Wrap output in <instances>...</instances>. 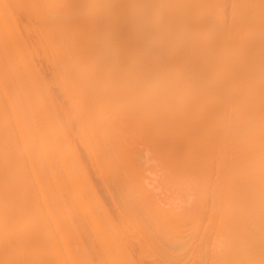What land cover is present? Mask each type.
<instances>
[{
    "label": "bare ground",
    "instance_id": "obj_1",
    "mask_svg": "<svg viewBox=\"0 0 264 264\" xmlns=\"http://www.w3.org/2000/svg\"><path fill=\"white\" fill-rule=\"evenodd\" d=\"M9 1L10 0H0V264L83 263L81 259L85 255L83 256L81 254H84L86 252H83V250L85 249L84 244H82V247H84L82 248V250L78 245L80 243L78 239L76 240L75 236L73 237V231V233H71L73 234L72 237L74 238V240H72L70 243L68 241L73 239H69L68 237V235H70L71 237V234L69 233L71 229L76 231L75 233L77 234V230L73 229V225H70V222H68V216H66V222L69 223L68 225L73 227H69L70 230H65V232L63 228H58V230L60 229L61 232L57 233L55 231L58 230L54 229V226H56V224L53 225L54 221L52 219L55 217L56 212L53 210V212L55 213H52V203L56 196H54V198L52 197V190L53 188H55L56 181L54 177L52 178V167L54 166H52V160L54 159V157H52L54 156V154H52V145H58L59 143L57 144V142H60L61 145H64L61 143V136L60 134L56 133V129L54 128V126L57 125L59 126V128L61 127V131H63L64 129L62 130V126H60L61 124L58 125L59 123H54L58 119H56L54 115L56 112L53 110V112H55L53 113L51 110L55 108L54 105V108L52 106L54 98L53 96H50L51 91L48 90H51V88L53 87V85L51 84L55 83L54 86L56 85V87L54 88L59 89L58 91L60 93L62 92L63 94H68L70 92L68 94L69 97H67L69 99L74 94V92H76L77 89L81 87V82L79 83V81H74V78L78 75L80 78L92 72V66L89 64L91 60L90 52L92 49L91 46L95 44H97V46L100 45L102 48L101 51L98 52L99 57L96 58L94 54L93 56L98 60L99 58L102 59L103 57L105 58V61H108L106 57L110 53V47L108 46L112 44L113 55L110 54L111 56L109 55V58L113 57L114 73L112 74L114 78H112V80H116L114 81L115 85L113 83L112 86V82L109 84L113 88H117V90H115V93L116 91H118L119 94L123 92L122 90V92H119V89H123L124 91L132 90L134 92L142 91L146 92L145 95H142V92L138 93H141L144 99L145 96L151 95L152 93H156V95L157 93L159 94L157 96H153L152 94L150 97H146V99H150L149 102L152 100L151 104L149 103L150 105H152L153 102L155 104L156 102L160 101L161 104L165 106H163V109L165 108L166 111L160 109V112H162L161 114L164 113V116H161V114L158 116V114L160 113L158 112V109L162 107H159V102L158 104H155V107L153 105L151 106L152 108L154 107L155 110L158 106V111H155L157 113V117L160 118L161 116L164 119L160 120L158 118L157 124L153 121L151 122V118H154L155 115L153 114L155 112L152 114L153 110L150 107L151 112L148 111V116L150 117V119L148 116H145L146 118H144L147 119V121L148 119L150 120L147 124H149L150 126V123H153L151 124V127H153L152 130H154L155 128L162 133L161 136V133L158 134L160 138L162 137L159 140L161 143L163 141V138L164 140H166L164 143H167L168 148L167 145L164 144V146L171 152H169L168 155H177L181 158L180 160L178 159L180 163L185 166L180 167L184 170H188L187 172L189 173H191L190 171L194 172L193 176L195 175L196 177H194L196 179L194 178L195 180H193L192 182L196 183V186L200 188L204 186L202 189H205V191L208 187L212 188H210V191L214 190V194L212 196L215 201L212 199L214 201L213 203H216V201H220L217 203H223V201L228 202L227 204L229 205L228 208L225 209L226 214H223L224 217L226 219L228 216L230 218L233 217L231 219L236 223H232L235 225L237 224V226H239V221L237 222L238 219H240V221L243 223L242 228L244 229L243 232L246 234V246H244L245 244L242 237L243 234H241L242 228L240 229L241 233L239 231V235V233H237L236 231L238 227L235 228L236 226L234 227V225H232L231 223V228L229 226L230 224L227 225V227L229 226L227 228V231L230 228V232L231 230L234 232V229H232V227H234L236 231L234 232L235 235L238 234L237 236H239H233L231 235L233 234L231 232V234H229L231 238L230 240L235 242L236 239L240 240L242 237V240H236L240 242V245L243 244L242 246L238 244L243 252L240 249L236 250H240L241 252L239 251V253L241 254L245 253L246 251V256H244L245 260H243L242 258L241 263L242 261H244V264L245 262L246 264H257V262H259L260 264H264V0H25L24 4H21V0H12L13 2H16V7H21V9L23 7L22 11L19 8V10L14 12L11 9L12 5H10ZM78 9L79 11H77ZM80 9H83V13H81ZM25 10H27L33 16L34 22H32V16L25 15L26 17H24V20L31 18V21L28 22V20H30L28 19L26 20V22L22 21L23 23L20 22V20L17 18L18 14L16 15L17 17H15L19 21H17V19L13 16L15 12L20 13V11L25 14ZM76 11L77 14H74V12L76 13ZM78 12L83 14L81 17L87 16L89 19L87 18L86 20L85 18H82L86 21L83 23L82 21H80V17L79 21L80 23H82V25H78L77 23V25L74 26L75 20L77 21L79 18L78 16H80ZM58 13H66V15L55 16ZM21 14L22 13H20V15ZM22 31L25 32L26 35H24L25 33H23ZM27 35L30 36L28 37L29 40L30 38L32 39L31 45L29 44L30 41L28 42L27 40ZM95 49H97V47H95ZM39 51L41 52L40 55H42L40 56V58L38 54ZM94 53L95 55L97 54L96 52ZM35 54V58L36 60L38 59V62L42 57L44 64L46 63L45 65H47V63H50V66L52 67L50 68L52 71V73L50 74V77H52V81L51 78H49L50 80L47 81H51V83H48L46 79H43L44 77H42L40 73L36 74V72H39L40 68L37 71L34 70L38 68L33 67L36 64V61L35 64L32 63ZM45 60L47 62H45ZM104 60L103 62H105ZM103 62V65H100V67L105 66V63ZM93 66L94 69H92L95 70V65ZM100 67H98V69H101V71L106 69L105 67H103L105 69H102ZM108 71H106L107 76L108 73L110 76L112 70H110L111 72ZM93 74L94 73H92L91 75ZM96 74V77L94 75L93 77L98 80ZM101 75L102 72L100 74V77ZM103 75L105 76V73ZM104 76L102 77V80H108L107 76L106 79L104 78ZM88 78L89 76L86 77V80ZM86 80L85 83L83 82L85 86L88 84L86 82H89L90 79L89 81ZM46 82L51 85V88ZM93 82L92 85L94 84V86H92V88L101 86L99 83L96 84V82L98 81H95L94 83ZM89 84H91V82ZM95 84L98 86H96ZM109 84L105 85L106 88L109 86ZM102 85L105 88L103 83ZM46 86L48 87V89ZM85 86L83 88L81 87L80 89L83 91H88L87 88H89L90 90L91 87H87L88 85L86 87ZM103 87L101 86L102 89ZM69 88L71 91H69ZM73 88H76V91L71 93ZM47 91L48 96L53 101L49 97H43V93L47 94ZM78 93L74 95L77 96ZM147 93L149 94L147 95ZM74 95L71 98H74ZM139 95H137L138 98ZM80 97L81 96H79L78 98ZM85 97L83 95V98L78 99V102L76 104L72 101L71 98L69 99V101L71 100V102H73L76 106H78V104H80L79 102L81 101V104L79 105V108H81L88 102V98L84 99ZM82 99L84 100L82 101ZM93 99H95V97ZM128 99L130 100V98ZM144 99L143 101L146 100ZM92 100L90 98L89 101H91V103L93 104V102H96L98 98L97 100L95 99L96 101L93 100L92 102ZM136 100L138 99L136 98ZM91 103L90 105H92ZM119 104H121V102ZM133 104L135 105V103ZM127 105L129 104L127 103L126 107ZM95 106L96 105H94V108ZM135 106H131L132 109H134ZM85 107L87 108V106ZM105 107L106 104H104V108ZM129 107L127 109H129ZM82 111L85 110L83 109ZM52 113L54 115L55 121H52L54 120L52 117ZM129 113L130 115L132 114L131 112ZM135 113L136 112H134V114ZM138 113L140 114V112ZM144 114L145 113H142L141 116L143 117ZM127 115L129 116V114ZM157 117L155 116L154 121ZM137 118H139V115ZM137 118L135 119L137 120ZM124 119H127V117H124ZM141 120V122H144L143 118ZM159 120L162 123L161 126L163 127L164 125V128L159 125ZM164 120L165 123L162 122ZM98 124L95 126H98ZM154 124H156V126H160L161 128L154 127ZM100 126L102 125H99L98 127ZM36 127H39V131ZM23 128H27L26 132ZM33 129L37 130L38 132L35 131L34 133ZM104 129L106 128L100 130L102 133L97 130L101 135H103L102 138H100L101 135L98 132L97 135L99 137L95 136L96 134L95 132L93 133L92 130L91 133H93L95 139H100L99 141L104 142V140L106 139V136L103 134ZM53 130L55 132H52ZM157 130L156 133H158ZM104 131L105 133L108 132L106 130ZM133 131L135 130H132V132ZM24 132L26 133V135ZM67 132H70V130ZM144 132L142 130V133ZM52 133H54L53 135L56 134L58 136L56 137L55 135L54 137ZM145 133L144 135L140 133V135L146 136ZM119 134H121L120 131ZM127 134L128 133H126L125 135L128 136ZM152 134L153 132H151V135ZM63 135L62 136L65 138V134ZM147 135L151 136L150 132ZM90 136L92 137V134ZM90 136H88V138ZM24 137L28 138V140L30 139L29 144ZM125 137L121 138L123 139ZM128 137L130 138V136ZM132 137L133 136H131V138ZM154 137L155 136L153 135L152 138L154 139ZM52 138H54L55 141ZM56 138H59L61 141ZM103 138L104 140H102ZM152 138L147 137L146 139H148V141H152ZM109 139L110 138L106 140L108 141ZM133 139L134 137L132 138V141H134ZM138 139L139 142L142 141L141 138ZM89 140H91V138ZM63 142L66 143L67 141L63 139ZM99 143L100 142H98V145ZM61 145L59 147V150L57 146L58 151H56L58 152V155H62V150H64V154L67 153L66 149H62ZM105 145L103 147L107 146ZM65 146H67V144H65L63 147ZM114 146L116 147L117 145H113V148ZM110 147H112V145ZM129 148L132 149L133 147L131 148L130 146ZM153 148L155 150V146H153ZM107 149L111 148H109L108 146ZM111 150L114 151V149ZM101 151L102 154H104L103 149ZM130 151L132 152L133 150ZM110 152L113 153L112 151ZM158 152H160V150H158ZM96 153L99 154L98 152ZM128 153L130 154V152ZM133 153L135 155V152ZM93 154L92 157H97V154H94V156ZM107 154L105 159L107 158ZM118 154L119 152L117 153V155ZM121 154L123 153L121 152ZM154 154H158L157 151ZM73 155L71 154L72 157ZM108 155V157L110 158V154ZM131 155L132 153L130 154V157L129 155L127 156L126 160H128L129 157L128 162L134 161V159L132 160ZM66 158H61L60 160L57 158V160L62 162L63 165ZM109 158H107V160H109ZM76 160L77 159H75V161ZM101 160L104 161L103 158H101ZM115 160H117V158ZM169 160H167L168 163H170ZM59 161L58 164L60 165L61 163H59ZM68 161L69 159L67 160V162ZM172 161L171 162L174 164L177 163L174 162V160ZM111 162H114V160ZM69 163L70 162H68V164ZM71 163L72 165H74L73 161ZM114 163H117V161ZM126 164L129 163H127L126 161ZM76 165L78 166L77 162ZM123 165H125V163ZM134 165L135 164H133L132 166ZM75 166L74 169L76 168ZM112 166H114V164H112ZM130 167L131 166H129L128 169H130ZM169 167L170 169H172L171 164ZM176 167L179 170V165H176ZM186 167H188L189 169H187ZM69 168L68 170L66 168L67 172H70L71 169L69 170ZM79 169L81 170V168ZM79 169L77 168L76 171L78 170L77 172H79ZM177 169H175V171ZM56 171L59 174L58 170ZM72 172H74V174H76L77 176V172L73 171V169L71 171V174ZM182 173L184 174L183 171ZM189 173L188 177L182 174V176H184L185 178H182L184 179L183 183L185 182V186H188V183H190L191 187L195 188L196 186H192L195 184H191L192 182H188V180L192 178V174ZM189 175H191V177H189ZM60 179L61 178H59L58 180L56 179L58 181L57 183L64 182V179ZM69 181L71 182V180ZM75 181H77V178H75ZM86 181L87 179H85V182ZM111 181L113 180L111 179ZM52 183L54 187L52 186ZM62 183L59 185L57 184L59 188L61 186H64L65 182L63 184ZM65 184L69 183L66 182ZM78 184H80V182ZM81 184L80 186L83 187L82 190H86V187L84 188V185H89L88 182L86 184L84 182H81ZM71 186L73 187L74 185L72 184ZM66 187L68 186L66 185ZM120 187H122V185ZM200 188H197L199 191V195L201 194ZM55 189H57V187ZM70 191L72 192V190ZM121 191L123 192V190ZM78 192L80 191L78 190ZM65 193L63 192V194ZM84 193L85 192H83V195L85 197L86 194H88V191L86 194ZM209 194L212 193L209 192ZM77 195L74 194V197ZM202 195H205L206 197V193ZM79 196H82L81 193ZM79 196H77L78 200H80ZM84 197H82V199H85ZM198 199L200 200V198ZM62 201L63 200L61 199V203L65 204V206L69 205L66 204L67 201L64 203ZM55 202L56 200L54 201V203ZM57 202L55 203L56 206H58ZM83 203L84 202L81 203V207ZM224 204L225 203H223V206ZM65 206L60 205L58 207L63 208ZM91 206H94V203ZM220 208L221 205L219 209ZM62 211L64 212V210ZM66 211L68 212V210ZM214 211L216 210L214 209ZM63 212L59 211L58 213H60L59 215H61V213ZM169 213L170 211L168 212V214ZM176 213L177 212H175V214ZM219 213L217 214V216L219 215ZM52 214H55L53 215L54 217H52ZM91 215L94 214L92 213ZM98 215L100 216L101 214ZM234 217L238 219L235 221L236 218ZM230 218L228 220H230ZM73 222L74 221L72 220V224H75ZM66 224L67 223H65V226ZM52 225L54 228L52 227ZM74 226L77 228L76 225ZM52 228L55 231H53ZM66 228L68 227L66 226ZM77 236L79 235H76V237ZM114 236L112 238H114ZM101 237L103 236L100 235V238ZM77 238H80L81 241L83 240L81 239L83 238V236H79ZM76 241H78L77 244L75 243ZM115 242L117 244V240ZM224 242L225 241L221 242L222 248L226 243H228V245H225L226 249H228V247H231L229 243L232 242H230L229 240L226 243ZM72 243L74 246L78 245L79 247H76L79 250L81 249L83 253L76 252V255H74L75 253L72 250L73 247L71 248L72 245H69ZM236 246H233L234 249L233 247L231 248L233 249V251L231 252L238 253L237 251H235ZM231 249H229V252ZM220 252L221 251H219V253ZM253 254L254 257L256 255V259H258L259 261L257 260L256 262L255 258L252 257ZM219 255L221 256V253ZM243 255L241 256L243 257ZM75 256L78 258H76ZM74 257L76 258V260L78 259L77 262ZM251 257L254 260L253 262L249 261L250 259H252ZM220 258L222 259V257ZM122 260H124V258ZM129 260L128 262H130ZM227 261H225L224 264H227ZM247 261H249V263H247ZM237 262L238 261L236 260V264Z\"/></svg>",
    "mask_w": 264,
    "mask_h": 264
},
{
    "label": "rangeland",
    "instance_id": "obj_2",
    "mask_svg": "<svg viewBox=\"0 0 264 264\" xmlns=\"http://www.w3.org/2000/svg\"><path fill=\"white\" fill-rule=\"evenodd\" d=\"M70 1V0H69ZM24 2H25V0L24 1H22L21 0V4H24ZM9 3H10V5H12L11 6V9H12V11L14 12V11H17V10H19V8L21 9V7H16L15 6V4H16V2H13L12 0H10L9 1ZM25 9V8H24ZM23 10V7H22V9H21V11ZM20 11V13H22L21 15H20V13L18 12H15L14 14H13V16L15 17L17 14V18L20 20V22H26V20H28V19H30V20H28V22L29 21H31V18H33V16L27 11V10H25V14L23 13V12H21ZM77 11H79V9L77 10ZM77 11H76V13L74 12V14H77ZM80 11H81V13H83V9L81 10L80 9ZM79 13V15L80 16H78L79 18H78V20L76 21L75 20V25L74 26H76L77 25V23H78V25H82V23H80V21H82L83 23L84 22H86L85 20H83L82 18H85L86 20H87V16H85V17H81L83 14H81L80 12H78ZM67 14H68V12H67ZM28 15V16H32L31 18H28V19H25L24 20V17H26V16ZM61 16V15H66V13H64V14H61V13H58V14H56L55 16ZM15 17V18H16ZM80 17H81V20L79 21V19H80ZM16 18V19H17ZM92 18V17H91ZM17 19V21H19ZM23 19V20H22ZM76 19H77V17H76ZM89 19V18H88ZM79 21V22H78ZM19 22V23H20ZM22 22V23H23ZM32 22H34V18L32 19ZM22 23H20V24H22ZM23 25V24H22ZM23 32V31H22ZM23 33H25V32H23ZM24 35H26V33L24 34ZM28 37H30L29 35H27V38ZM28 40V42H29V44L31 45V41H32V39L30 38V40H29V38L27 39ZM92 47V49H91V52H90V58H91V60H90V65L92 66V68L94 67L93 65H95V68L97 69H95V70H93L92 68H91V70H92V72L90 73V74H88V75H86V76H83V77H80L79 78V75L77 76V77H75L74 78V81H79V83L81 84L80 86L83 88L84 86H85V80H86V77H88L89 76V78L86 80V81H89V79H90V81L89 82H86V83H88L86 86L87 87H91L92 88V86H94V84L92 85V82L94 81H98V82H96V84L97 83H99L102 87H103V85H102V83L104 84V86L105 85H108L109 83H111V85L113 86V83H114V81L116 80H112V78H114V76H113V74L112 73H114V67H113V57H111V58H109L111 55L110 54H112L113 55V50H112V44H110V46H108V47H110L109 49H107V50H109V55L106 57V59H108V61H105L104 59L105 58H103L102 57V59L101 58H99V60L98 59H96L97 57H99V53L98 52H100L101 51V46L100 45H98L97 46V44H95V45H93V46H91ZM95 47H97V49H95ZM98 47H100V48H98ZM107 47V48H108ZM95 50V51H94ZM94 52H96L97 54L95 55V53ZM34 54V53H33ZM39 58H40V56H42V55H40L41 54V52L39 51ZM93 54H94V56L96 57H94L93 56ZM34 56V55H33ZM36 54H35V56H34V59L32 60V63H34L35 64V61H36V64L33 66V67H35V68H37V69H34V70H38L39 68V72H36V74L38 73H40L41 75H42V77H44L43 79H46V81L47 80H50L49 78H51V81H52V77H50V74L52 73V71H51V69L50 68H52L51 66H50V63H47V65H45L44 64V62H43V59H42V57H41V59H39L40 61L38 62V59L36 60ZM38 58V57H37ZM93 58V59H92ZM95 58V59H94ZM112 61H111V60ZM94 60H96V61H94ZM103 60L105 61V62H103ZM41 61H42V63H41ZM99 61V62H98ZM45 62H47L46 60H45ZM96 63V64H94V63ZM102 62L103 63H105L104 65L105 66H101L100 67V65H103L102 64ZM39 63V64H38ZM93 65H92V64ZM98 64V65H97ZM89 65V66H90ZM106 65H108V66H106ZM49 66V67H48ZM96 66H98V67H100V68H102V69H105V70H103V71H101V69H98V67H96ZM45 67H46V69H45ZM103 67H105V68H103ZM109 67V68H108ZM49 69V70H48ZM110 71V70H112V72L110 73V76H109V73H108V76H107V72L106 71H108V70ZM51 71V72H50ZM94 71V72H93ZM108 71V72H109ZM101 72H102V75H101V77H100V74H101ZM92 73H94L93 75L95 76V74L97 75V79L98 80H96V76L95 77H93V75H91ZM105 73V76L103 75ZM80 74V73H79ZM41 75H40V78H41ZM90 75H91V77H90ZM112 75V76H111ZM104 76V78L106 79V76H107V79L108 80H102V77ZM93 77V78H92ZM101 79H100V78ZM79 78V79H78ZM82 78V79H81ZM91 78H92V80H91ZM84 79V80H83ZM100 80V81H99ZM110 80V81H109ZM51 81L50 82H48V83H51ZM108 83H107V82ZM46 82V83H47ZM84 82V83H83ZM91 82V84H89ZM93 82V83H94ZM45 83V84H46ZM47 83V84H48ZM83 83V84H82ZM106 83V84H105ZM46 84V85H47ZM54 84L55 83H52L51 85H53V87L51 88V85L50 84H48L49 86H50V88H51V90H48V91H51L50 92V96L52 97L53 96V98H54V102L56 103V105H55V103L54 102H52L53 104H52V106L54 105L55 106V108H54V106H53V108L54 109H51L52 110V112H53V110L56 112H53V113H55L54 115H55V117H56V119H58V120H56L55 121V118H54V115H53V113H52V117H53V119L54 120H52V121H55L54 123H59L58 125H60V126H62V130L64 131H61V127L59 128V126H54V128L56 129L55 131H56V133L57 134H60V136H61V140L59 139V138H56V139H58V140H60L61 141V143L62 144H67V146H65V147H63L64 145H61L60 144V142H57V144L59 143L60 145H61V147H62V149L64 148V149H66V154H64V150H62V155H58L57 153V151L60 149L59 147H60V145L58 144V145H52V154H54V156H52V157H54V159L52 160L53 162H52V166L54 167H52V171L54 172H52V178L54 177L55 178V183H56V185H55V188L57 187V189H60V190H57V189H55V188H53L54 187V185H53V183H52V188H53V190H52V194H53V198H54V196H56V198H54V200H53V203H54V201L56 200V202L57 201H59V202H57V204H58V206H65V204H62L61 203V199L63 200L62 202L64 203V202H66V204H69V205H67L68 206V208H67V206H65V207H58V206H56L55 205V203L53 204L52 203V213H55V214H52V217H54L53 215H55V219L53 218L52 220L54 221V224H53V221H52V224L53 225H55L56 224V226H54L53 227V225H52V227L55 229V230H58V228H63L64 229V231L66 230H70L69 229V227L71 228L72 226H70V225H73V229H76L77 230V234L75 233L76 231H74V230H70V234H71V237H70V235H68V237H69V239H71V238H73L74 236H75V239L77 240L78 239V241L80 242L78 245L81 247V249L82 248H84L85 247V249L83 250V252H85L84 254H81V255H85L84 257H82V259H81V256H80V259H81V261H83V263L82 264H84V262H85V264H224L225 263V261H227L228 259V263L229 264H236V260L238 261L237 262V264H240L241 263V260H242V258H243V260H245L244 259V256H246V251H245V249H244V251H245V253H239V251L241 250L242 252H243V250L240 248V246H242L243 244H241L240 245V242H238V241H240V240H242V237H243V242H244V246H246V234L243 232V228H242V226H243V223L240 221V219H238V218H236V217H238V216H236V217H234V218H236L235 219V221L237 220V222H238V225L239 226H237V224L235 225V224H233L232 222H234V221H232V219L231 218H233V217H227V219L224 217V215L226 214L225 213V209H227L228 208V205L229 204H227L228 202H224L223 200H221V201H223V203H225L224 204V206H223V203L221 202V203H217V202H220V201H216V203H213L215 200H214V198H213V194H214V190H211L210 191V188L208 187V186H206V187H208V188H206L207 190L205 191V189L203 190L202 188L204 187V186H202V188H200V187H198V186H196L197 184L196 183H194V182H192L193 180H195L196 178V176L194 177L193 176V174H194V172L193 171H190L191 173H189V172H187L188 170H184V169H182L180 166H182V167H185L182 163H180V157H178L177 155H175V154H169L168 155V153L170 152L169 150H167V148H168V145H167V143L165 144L164 142L166 141V140H164V138H163V141H162V143L160 142V140L159 139H161L159 136H158V134H160L161 132H159V130H157V129H155L154 128V130H152V128L153 127H151L152 125L151 124H153V123H150V126H149V124H147L148 123V121H150L149 119H150V117L148 116V113L149 112H151V109H150V107L153 105L154 107H155V104H158V102L160 103V105H159V107H161V108H159L158 109V106H157V109L159 110H155L154 109V107L152 108V110H153V112H152V114L156 111H158V112H160L161 110H164V111H166L165 110V108L163 109V104H161V102L160 101H158V102H156L155 104H154V102L152 103V105H150L151 104V101L149 102V100H147L146 99V97H150L152 94H153V96H157V95H159L158 93H157V95H156V93H152L151 95H148L149 93H147V95L148 96H145V99H144V97L142 96V95H145V93L146 92H142V91H138V92H142V95H141V93H138V92H136V94H135V92L134 91H130V90H125L126 91V93H125V91L123 90V89H119L120 91L119 92H122V93H118V91H116V93H115V90H117V88H113L110 84H109V86L106 88V86H105V88L103 87V89L101 88V86H98V85H96V86H98V87H94V88H90V90H89V88H87L88 89V91L87 90H81L80 88V90L79 89H77V91H76V88H73L72 89V92L71 93H73L74 91H76V92H74V94H76V93H78L79 94V96H81L80 98H83V95H84V97L85 96H87V97H85L84 99H87L88 98V105H87V103L86 104H84L85 106H87V108L85 107V106H82L81 108H79V105L81 104V101L79 102L80 104H78V106H76L75 104L78 102V99H80V98H78L79 96H78V94H77V96L76 95H74V98H71V97H73V95L70 97L71 99H72V101L75 103H73V102H71V100L69 101V99L67 98V97H69V93L67 94V93H60L58 90L59 89H57V88H54V87H56V85L54 86ZM47 85V86H48ZM83 85V86H82ZM114 85H115V83H114ZM46 86V87H47ZM48 86V87H49ZM85 86V87H86ZM48 87H47V89H48ZM75 89V90H74ZM85 89V88H84ZM102 89V90H101ZM102 92H101V91ZM114 90V91H113ZM122 90V91H121ZM48 91H47V94L46 93H43V97L44 96H46V98H48L49 96H48ZM69 91H71L70 90V88H69ZM110 91V92H109ZM55 92V93H54ZM105 92V93H104ZM113 92V93H112ZM134 92V93H133ZM138 93V94H137ZM151 93V92H150ZM66 94V95H65ZM114 94V95H113ZM141 96H140V95ZM155 94V95H154ZM68 95V96H67ZM71 95V94H70ZM98 95V96H97ZM112 95V96H111ZM137 95H139V98L140 97H142V98H138L137 97ZM59 96V97H58ZM61 96V97H60ZM76 96V97H75ZM108 96V97H107ZM124 97V98H122V97ZM95 97V99L97 100V98H98V100L96 101L95 99H93ZM100 97H101V99H100ZM110 97V98H109ZM112 97V98H111ZM127 97V98H126ZM50 98V97H49ZM90 98H91V100L93 99V100H95L96 102H93V100H92V102H93V104L91 103V101H89L90 100ZM108 98V99H107ZM114 98V99H113ZM128 98H130V100L128 99ZM136 98L138 99V100H136ZM51 99V98H50ZM84 99H82V101L84 100ZM123 99V100H122ZM125 99H127V100H125ZM143 99L145 100V101H143ZM49 100V99H48ZM52 100V99H51ZM110 100V101H109ZM121 100V101H120ZM142 100V101H141ZM53 101V100H52ZM85 101H84V103H85ZM117 101H118V103H117ZM128 101H130V102H128ZM134 101V102H133ZM121 102V104H119ZM125 102H127L129 105H130V107H129V105H127V107H126V104L127 103H125ZM48 103V102H47ZM90 103L92 104V105H90ZM96 103V104H95ZM123 103H125V104H123ZM133 103H135V105L133 104ZM150 103V104H149ZM73 104H74V106H73ZM104 104H106V107L104 108ZM109 104V105H108ZM71 105H72V108H71ZM94 105H96L95 106V108H94ZM103 105V106H102ZM108 105V106H107ZM119 105V106H118ZM122 105V106H121ZM131 106H135L134 107V109H132V107ZM123 107V108H122ZM129 107V109H127ZM165 107V106H164ZM58 108V109H57ZM104 108V109H103ZM146 108H148V109H146ZM79 109V110H78ZM81 109V110H80ZM85 110V111H82V110ZM96 109V110H95ZM126 109V110H125ZM131 109H132V111H131ZM161 109V110H160ZM50 110V111H51ZM142 110V111H141ZM127 111V112H126ZM140 112V114L138 113V112ZM146 111V112H145ZM149 111V112H148ZM163 111V112H164ZM129 112H131L132 114L130 115V113ZM134 112H136L135 114H134ZM145 113L144 115H143V117L141 116L142 115V113ZM154 113L153 115H155L156 117H157V113ZM123 113V114H122ZM138 113V114H137ZM162 112H160L159 114H158V116L161 114ZM127 114H129V116L127 115ZM147 114V115H146ZM164 114V113H163ZM163 114H161V116H164ZM41 115V114H40ZM84 115V116H83ZM135 115V116H134ZM138 115H139V118H137L138 117ZM80 116V117H79ZM88 118H87V117ZM97 116V117H96ZM104 116V117H103ZM110 116V117H109ZM114 118V120H113V118ZM121 116V117H120ZM148 116L149 117V119H148V121H147V119H144V118H146V117ZM155 116H154V118H155ZM160 116V118L159 117H157L156 118V120L154 121V118H153V120H152V118H151V122L153 121L154 123H156L157 124V122H158V118L161 120V119H164L163 117H161ZM119 117V118H118ZM124 117H127V119H124ZM128 117H129V119H128ZM134 117V118H133ZM72 118V119H71ZM77 118V119H76ZM135 118H137V120L135 119ZM143 118V121L144 122H146V123H144V122H141L142 119ZM92 119H93V121H92ZM117 119V120H116ZM120 119V120H119ZM90 120V121H89ZM113 120V121H112ZM146 120V121H145ZM160 120H159V122H160ZM58 121V122H57ZM88 122V124H87V122ZM121 121H124V122H121ZM67 122V123H66ZM76 122V123H75ZM130 122V123H129ZM162 122H164L165 123V120L164 121H162ZM80 123V124H79ZM85 123V124H84ZM95 123V124H94ZM98 123H101V124H98ZM142 123H143V126H142ZM163 123V124H164ZM67 124V125H66ZM91 124V125H90ZM98 124V126L99 125H102V126H100V127H98V126H95V125H97ZM156 124H154L155 126L154 127H160L161 126V122H160V126H156ZM52 125H53V122H52ZM55 125V124H54ZM64 125V126H63ZM81 125V126H80ZM92 125H94V126H92ZM112 127H111V126ZM114 125V126H113ZM133 127H132V126ZM148 125V126H147ZM25 126V125H24ZM34 126H36V125H34ZM77 126V127H76ZM84 126V127H83ZM92 126V127H91ZM109 126V127H108ZM123 126V127H122ZM139 128H138V127ZM144 126H145V129H144ZM53 127V126H52ZM143 127V128H142ZM162 127V126H161ZM160 127V128H161ZM37 128V130L39 129V127H36ZM36 128H34V129H36ZM53 128V129H54ZM80 128V129H79ZM103 128H106V129H104V130H106V131H108V132H106L105 133V131L103 130V134L106 136L105 138L106 139H108V138H110L108 141L105 139L104 140V138L102 139V140H104V142H101V141H99V140H97V139H95V136H97V137H99L97 134L99 133V131L100 130H102ZM122 128V129H121ZM125 128V129H124ZM136 128V129H135ZM162 128H164V125H163V127ZM24 129V128H23ZM33 129V130H34ZM110 130V132H109V130ZM137 129H139V130H137ZM147 129H149V130H147ZM26 130H27V128L26 129H24V131L26 132ZM37 130H34V133H35V131L36 132H38ZM70 130V132H67V131H69ZM84 130V131H83ZM91 130H92V132L94 133L95 132V136H93V133H91ZM97 130H99V131H97ZM127 130V131H126ZM132 130H135V131H133L132 132ZM142 130H143V132H144V130H145V132H147V133H145L146 134V136H141L140 135V133L141 134H143L144 135V133H142ZM156 130L158 131V133H156ZM161 130V129H160ZM54 130L52 131V132H55ZM79 131V132H78ZM113 131H115V132H113ZM119 131H120V133L122 134V133H124V134H119ZM137 131V132H136ZM162 131V130H161ZM24 132V133H25ZM59 132V133H58ZM75 132V133H74ZM98 132V133H97ZM101 132V131H100ZM134 132H135V134H134ZM149 132H150V135H151V132H153V134L151 135V136H149V135H147V134H149ZM163 132V131H162ZM39 133H41V132H39ZM88 133V134H87ZM102 133V132H101ZM108 133V134H107ZM126 133H128L127 135L128 136H130V138H131V136H133L134 137V141H132V138H131V140H130V138L128 137V136H126L125 134ZM29 134V133H28ZM27 134V135H28ZM38 134V133H37ZM54 133H52V135H53ZM63 134H65V138L63 137L64 135ZM92 134V137L90 136ZM100 134V133H99ZM116 134V135H115ZM25 135H26V133H25ZM39 135V134H38ZM56 135V134H55ZM55 135H53L54 137H55ZM63 135V136H62ZM82 135V136H81ZM84 135V136H83ZM101 135V134H100ZM118 135V136H117ZM121 137H125V138H121ZM155 136L154 137V139L152 138V136ZM162 135V133L160 134V136ZM58 135H56V137H57ZM88 136H90L89 138H88ZM102 136L103 135H101V137L100 138H102ZM25 137H27V136H25ZM24 137V138H25ZM35 137H36V134H35ZM38 137V136H37ZM63 137V138H62ZM78 137V138H77ZM87 139H86V138ZM96 137V138H97ZM147 137H149V138H152L151 140L152 141H148V139H146ZM159 137V138H158ZM30 138V137H29ZM84 138V139H83ZM91 138V140H89ZM112 138V139H111ZM138 138H141V140L142 141H140L139 142V139ZM26 139V141L28 142V144L30 143V139L28 140V138H25ZM53 140H54V138H52ZM63 139L65 140V141H67L66 143H64L63 142ZM136 139H138V140H136ZM57 140V141H58ZM55 141V140H54ZM54 141H53V143H54ZM80 141V142H79ZM92 142V144H91V142ZM94 141V142H93ZM107 141V142H106ZM137 141V142H136ZM156 143H154V142ZM98 142H100L99 143V145H100V147H99V145H98ZM112 142V143H111ZM114 142H116V143H114ZM131 142V143H130ZM133 142V143H132ZM52 143V144H53ZM70 143V144H69ZM87 143V144H86ZM102 143H103V145H102ZM105 143H106V145H105ZM110 143H111V145H112V147H110L111 145H110ZM127 145H126V144ZM129 143V144H128ZM140 143V144H139ZM56 144V143H55ZM85 146H84V145ZM94 144V145H93ZM95 144H96V146H95ZM117 145L116 147L114 146V148H113V145ZM130 144H132V145H130ZM136 144V145H135ZM144 144V145H143ZM164 144L165 145H167V148H165V146H164ZM90 145V146H89ZM92 145V146H91ZM106 146V147H103V146ZM118 145H119V147H118ZM55 146V147H54ZM57 146H58V150H57ZM86 146H88V147H86ZM108 146H109V148H111V149H114V151L113 150H111V149H107L108 148ZM120 146H121V148H120ZM131 146V148L132 149H130L129 147ZM153 146H155V150H154V148H153ZM85 147H86V149L88 150H86L85 149ZM99 147V148H98ZM54 148V149H53ZM90 148V149H89ZM106 150H105V149ZM129 148V149H128ZM145 148V149H144ZM70 151H69V150ZM93 149V150H92ZM103 149V153L105 154H107V152H108V154H110V158L108 157L109 155L107 154V158H109V160H107V158L105 159V157H106V154H105V157H104V154H102V150ZM121 149H124V150H121ZM150 149V150H149ZM53 150H54V152H53ZM57 150V151H56ZM86 150V151H85ZM108 150V151H107ZM130 150H133L132 152L130 151ZM158 150H160V152H158ZM100 151V152H99ZM106 151V152H105ZM110 151H112L113 153H111ZM123 153V154H125L126 155V157H125V155H123V154H121V152ZM145 151V152H144ZM156 151H157V153L158 154H154V153H156ZM56 152V153H55ZM89 152V153H88ZM96 152H98L99 154H97ZM119 152V154L117 155V153ZM128 152H130V154L132 153V155H131V157H132V160L134 159V161H132V162H128L129 161V157H130V154L128 153ZM133 152H135V155H134V153ZM88 153V154H87ZM91 153V154H90ZM97 156V157H95L94 156V154ZM141 153H142V155H141ZM171 153V152H170ZM71 154L73 155V157L71 156ZM77 154V155H76ZM92 154H93V156L94 157H92ZM111 154H116V155H111ZM129 155V157H128V160H126L127 159V156ZM71 157H70V156ZM102 157H101V156ZM122 155V156H121ZM139 155V156H138ZM159 155V156H158ZM56 156H57V158L60 160L61 158H66V156H67V158L69 159V161L68 162H70L69 164H68V162H67V158H66V160L64 161V163H63V165H62V162H60L59 160H57V158H56ZM69 156V157H68ZM87 156V157H86ZM161 156V157H160ZM78 157V158H77ZM91 157V158H90ZM111 157H113V158H111ZM117 158V160H115L116 158ZM134 157V158H133ZM136 157V158H135ZM154 157H156V158H154ZM101 158H103V160L104 161H102L101 160ZM115 158V159H114ZM122 158H124V159H122ZM172 158H175V159H172ZM73 159V160H72ZM75 159H77L76 161H75ZM170 159V160H169ZM179 159V160H178ZM63 160V159H62ZM73 161V164L74 165H72V161ZM114 160V162H116L117 161V163H114V162H111V161H113ZM136 160V161H135ZM167 160H169V162L170 163H168V161ZM172 160H174V162H177V163H175L176 165H179V167L181 168H179V170L177 169V167H176V165L174 164V163H172L173 161ZM176 160V161H175ZM58 161H59V163H61L60 165L58 164ZM125 161V162H124ZM126 161H127V163H129V164H126ZM131 161V160H130ZM172 161V162H171ZM179 161V162H178ZM56 162V163H55ZM65 162H66V164H65ZM75 162V163H74ZM76 162L78 163V166L76 165ZM96 162V163H95ZM103 162V163H102ZM108 163V164H107ZM125 163V165H123ZM131 163V164H130ZM169 165H168V164ZM59 166H58V165ZM112 164H114V166H112ZM133 164H135V165H137V166H132ZM139 164V165H138ZM170 164H171V168L172 169H170ZM181 164V165H180ZM62 165V166H61ZM67 165H69V166H67ZM76 165V166H75ZM93 167H92V166ZM104 165V166H103ZM115 165H116V167H115ZM121 165V166H120ZM131 166L130 167V169H128L129 168V166ZM56 166V167H55ZM58 166V167H57ZM65 166H66V168H67V170H68V168H69V170L71 169V167H72V169H73V171H75V172H77L76 171V169L78 168H81V170L79 169V172H77V176H76V174H74V172H72V174H71V171H72V169L70 170V172H67L66 171V168H65ZM74 166L76 167L75 169H74ZM107 166V167H106ZM124 166V167H123ZM175 166V167H174ZM59 167H60V170H61V172H60V170H59ZM114 167V168H113ZM123 167V168H122ZM132 167H134V168H132ZM137 167H139V168H137ZM174 167V168H173ZM57 168V169H56ZM63 168H65V169H63ZM94 168V169H93ZM187 169H189L188 167H186ZM113 169V170H112ZM116 169V170H115ZM126 169V170H125ZM135 169V170H134ZM175 169H177L176 171H175ZM56 170H58V172H59V174L57 173V171ZM66 172H65V171ZM134 170V171H133ZM80 171H81V173H80ZM83 171V172H82ZM115 171V172H114ZM137 171V172H136ZM178 171V172H177ZM181 171V172H180ZM182 171L184 172V174L182 173ZM187 173H186V172ZM56 172V173H55ZM67 173H70V174H67ZM78 173H80V174H78ZM187 175H186V174ZM188 173L189 174H192V178H190V179H192V180H188V178H187V180H188V182H192L191 184H195V185H192L193 187L194 186H196L195 188H192L191 187V185H190V183H188V182H186V183H188L189 185L188 186H190V187H188L187 185L185 186L184 184H185V182L183 183V181H184V176H187L188 177ZM83 174V175H82ZM107 174V175H106ZM117 174V175H116ZM181 174V175H180ZM182 174L184 175V176H182ZM57 175V176H56ZM61 175H62V177H61ZM64 175H65V177H64ZM73 175V176H72ZM75 175V176H74ZM113 175V176H112ZM122 175V176H121ZM126 175V176H125ZM128 175H129V178H128ZM132 175V176H131ZM60 176V177H59ZM84 176V177H83ZM111 176V177H110ZM58 177V178H57ZM79 177H81V178H79ZM114 177V178H113ZM121 177H123V178H121ZM133 177V178H132ZM139 177V178H138ZM189 177H191V175H189ZM59 178H61L65 183L66 182H68L69 184H65L64 182V186H61L60 188L58 187V185L59 184H61V183H57L58 181V179ZM75 178H77V181H75ZM118 178V179H117ZM137 178V179H136ZM182 178H184V179H182ZM195 178V179H194ZM57 179V180H56ZM60 179V180H61ZM68 181H67V180ZM85 179H87V181L85 182ZM109 179V180H108ZM111 179L113 180V181H111ZM123 179H124V181H123ZM129 179V180H128ZM53 180V179H52ZM69 180H71V182L69 181ZM75 181V183H74V181ZM187 180H185V181H187ZM73 181V182H72ZM53 182V181H52ZM80 182V184H81V182H84L85 184L88 182L89 183V185H84V188L86 187V190L88 191V194H89V196H88V194H86L87 193V191L86 190H82L83 189V187L82 186H80V184H78V183ZM115 182V183H114ZM131 182V183H130ZM62 183V184H63ZM181 183V184H180ZM58 184V185H57ZM74 185L73 187L71 186V185ZM83 184V183H82ZM81 184V185H82ZM140 186H139V185ZM151 186H150V185ZM184 186H183V185ZM66 185L68 186V187H66ZM122 185V187H120ZM144 186V187H143ZM155 186V187H154ZM66 187V188H65ZM78 187H79V189H78ZM81 187V188H80ZM127 187V188H126ZM74 190H73V189ZM121 188V189H120ZM197 188H200L201 189V191H200V195H199V191H198V189ZM67 189V190H66ZM81 189V190H80ZM136 189H137V191H136ZM140 189V190H139ZM212 189V188H211ZM70 190H72V192L70 191ZM78 190L80 191V192H78ZM121 190H123V192L121 191ZM128 190V191H127ZM153 190V191H152ZM61 191V192H60ZM67 191V192H66ZM134 191V192H133ZM139 191V192H138ZM54 192H55V194H54ZM57 192H59V193H57ZM63 192L65 193V194H63ZM83 192H85L84 194H86V196L84 197V195H83ZM209 192L210 193H212V194H209ZM80 193H81V195L82 196H79L80 195ZM194 193V194H193ZM206 193V197H205V195H202V194H205ZM61 194H63V195H61ZM74 194L75 195H77V194H79V195H77V196H79L80 198V200H78V198H77V196H75L74 197ZM94 194V195H93ZM141 194V195H140ZM59 195V196H58ZM203 196V198H202V196ZM210 195V196H209ZM64 197V198H62V197ZM87 196H88V198H87ZM90 196H91V198H90ZM136 196V197H135ZM201 196V197H200ZM212 196V197H211ZM60 197V198H59ZM74 197V198H73ZM82 197H84L85 199H82ZM143 197V198H142ZM146 197V198H145ZM153 197V198H152ZM52 198V199H53ZM57 198H59V199H57ZM76 198H77V200H76ZM135 198V199H134ZM198 198H200V200L198 199ZM205 198V199H204ZM68 199V200H67ZM75 199V200H74ZM92 199V200H91ZM96 199H97V201H96ZM137 199V200H136ZM197 199V200H196ZM204 199V200H203ZM214 201H213V200ZM152 200V201H151ZM80 201H81V203L82 202H84L83 204H82V207H81V203H80ZM145 203H144V202ZM147 201V202H146ZM191 201V202H190ZM73 202V203H72ZM80 203V205H79V203ZM88 202V203H87ZM87 203V204H86ZM94 203V206H91L92 204ZM200 203V204H199ZM203 203V204H202ZM60 204V205H59ZM70 204H71V206H70ZM73 204H74V207H73ZM100 204V205H99ZM202 204V205H201ZM206 204V205H205ZM208 204V205H207ZM213 206H212V205ZM54 205V206H53ZM84 205V206H83ZM97 205H99V206H97ZM102 205V206H101ZM153 205V206H152ZM220 205H221V208L219 209V207H220ZM97 206V207H96ZM152 206V207H151ZM203 206V207H202ZM223 206V207H222ZM225 206H226V208H225ZM230 206H231V204H230ZM58 207V208H57ZM79 207V208H78ZM88 207H89V209H88ZM95 207V208H94ZM99 207V208H98ZM154 207V208H153ZM195 207V208H194ZM198 207V208H197ZM199 207H200V209H199ZM68 210V212L65 210ZM70 208V209H69ZM75 208V209H74ZM94 208V209H93ZM102 208V209H101ZM197 208V209H196ZM203 208V209H202ZM224 208V209H223ZM72 209H74V210H72ZM95 209H96V212H95ZM99 209V210H98ZM164 209V210H163ZM174 209V210H173ZM210 209V210H209ZM214 209L216 210V211H214ZM223 211H222V210ZM53 210L55 211V212H53ZM62 210H64V212L62 211ZM78 210H80V211H78ZM93 210V211H92ZM103 210V211H102ZM149 210V211H148ZM157 210V211H156ZM167 210V211H166ZM198 210V211H197ZM59 211H61V212H63V213H61V215H59L60 213H58ZM99 211V212H98ZM153 211V212H152ZM156 211V212H155ZM161 211V212H160ZM165 211V212H164ZM170 211V213L168 214V212ZM200 211V212H199ZM214 211V212H213ZM227 211V210H226ZM72 212V213H71ZM75 212V213H74ZM116 212V213H115ZM162 212H164V213H162ZM175 212H177L176 214H175ZM186 212V213H185ZM207 212V213H206ZM220 212V213H219ZM85 213V214H84ZM90 213V214H89ZM94 214V215H91V214ZM97 213V214H96ZM156 213V214H155ZM172 213V214H171ZM182 213V214H181ZM199 213V214H198ZM205 213V214H204ZM219 213V215L220 214H224L223 216L222 215H218L217 216V214ZM68 214V215H67ZM98 214H101L100 216L98 215ZM154 214H155V216H154ZM191 214V215H190ZM203 214V215H202ZM216 214V215H215ZM72 215H74V216H72ZM121 215V216H120ZM158 215V216H157ZM168 215H169V217H168ZM172 215H174V216H172ZM178 215V216H177ZM184 215H187V216H184ZM66 216H68V222H70V225H68L69 223L68 222H66ZM118 216V217H117ZM160 216V217H159ZM161 216H163V217H161ZM231 216V215H230ZM74 217V218H73ZM100 217H101V219H100ZM171 217V218H170ZM209 217V218H208ZM216 217V218H215ZM224 217V218H223ZM97 218V219H96ZM103 218V219H102ZM151 218V219H150ZM167 218V219H166ZM170 218V219H169ZM174 220H173V219ZM230 218V220H228ZM59 221H58V220ZM64 219H65V221H64ZM70 219H72L74 222L73 223H75V224H72V220H70ZM80 219V220H79ZM162 219V220H161ZM163 219H165V220H163ZM179 219V220H178ZM198 219V220H197ZM200 219V220H199ZM207 219V220H206ZM212 219V220H211ZM223 219V220H222ZM56 220V221H55ZM102 220V221H101ZM172 220H173V222H172ZM175 220H176V222H175ZM178 220V221H177ZM203 220V221H202ZM220 220V221H219ZM83 221V222H82ZM92 221V222H91ZM104 221V222H103ZM202 221V222H201ZM206 221V222H205ZM226 221V222H225ZM57 222V223H56ZM89 222V223H88ZM164 222V223H163ZM223 222H225V223H223V225H222V223ZM65 223H67L66 224V226L68 227V228H66V226H65ZM100 223V224H99ZM196 223V224H195ZM232 225H234V227L235 228H237L238 227V229H236V231H237V233H239V231H240V229H241V231H242V233H241V231H240V233L241 234H243V236L241 237V239L239 240V239H236V240H238V241H236L235 240V242L234 241H232V240H230L231 238H230V235L229 234H231V232L233 233V234H231V235H235V233L234 232H236L235 231V228L234 227H232V229H234V232L231 230V232H230V228H231V224ZM234 223H236V222H234ZM102 224V225H101ZM106 224H108V225H106ZM170 224V225H169ZM173 224V225H172ZM200 224V225H199ZM224 224H226V225H224ZM230 224V225H229ZM74 225H76L77 226V228L74 226ZM87 225V226H86ZM196 225H198V226H196ZM227 225H229L230 226V228L228 229V231H227V228L229 227H227ZM101 226V227H100ZM107 226V227H106ZM121 226V227H120ZM65 227V228H64ZM99 227H100V229H99ZM103 227V228H102ZM114 227V228H113ZM195 227V228H194ZM222 227V228H221ZM240 227V228H239ZM52 228V230L53 231H55L54 229ZM94 228V229H93ZM102 228V229H101ZM202 228V229H201ZM86 229V230H85ZM111 229H113V230H111ZM198 229H199V232H198ZM218 229V230H217ZM224 229V230H223ZM110 232H109V231ZM129 230V231H128ZM63 231V232H64ZM65 231V232H66ZM74 233H73V232ZM208 231V232H207ZM230 232V233H227V232ZM55 232H61V230L59 229L58 231H55ZM62 232V233H63ZM74 234H72V233ZM90 232V233H89ZM104 232V233H103ZM89 233V234H88ZM100 233H102V234H100ZM114 233V234H113ZM123 233V234H122ZM198 233V234H197ZM224 233V234H223ZM240 233H239V235H240ZM80 234H82V235H80ZM94 236H93V235ZM114 236V238H112L113 236ZM118 234V235H117ZM245 234V235H244ZM72 235H73V237H72ZM76 235H79L80 237L81 236H83V238H81V239H83L82 241L80 240V238H77V237H79V236H77L76 237ZM100 235L101 236H103V237H101L100 238ZM110 235V236H109ZM130 235V236H129ZM141 235V236H140ZM238 235V234H237ZM237 235H235V236H237ZM90 236V237H89ZM179 236V237H178ZM197 236V237H196ZM199 236V237H198ZM223 236V237H222ZM85 237V238H84ZM93 237V238H92ZM214 239H213V238ZM237 237H239V236H237ZM236 237V238H237ZM245 237V238H244ZM223 240H222V239ZM225 238V239H224ZM233 238H235V237H233ZM90 239V240H89ZM117 240V244H118V246H117V244H116V240ZM72 240H74V238L73 239H71V240H68L69 241V243L72 241ZM87 240V241H86ZM132 240V241H131ZM141 240V241H140ZM229 240L230 242H232V243H229V245H231V247H228V249H226V247H225V245L227 244L228 245V243H226L227 241ZM78 241H76L75 243L77 244L78 243ZM97 241V242H96ZM102 241V242H101ZM134 241V242H133ZM138 241V242H137ZM223 241H225L224 243H226L225 245H223L224 247L222 248L221 246V242H223ZM82 242V243H81ZM84 242V243H83ZM173 242V243H172ZM205 242V243H204ZM242 242V241H241ZM74 243V242H73ZM73 243L72 244H69V245H72L71 246V248L73 247V251H74V255H76V252H82V250L80 249H78L76 246H78V245H73ZM74 243V244H75ZM113 243V244H112ZM179 243V244H178ZM81 244V245H80ZM82 244H84V247H82L83 245ZM99 244V245H98ZM202 244V245H201ZM213 244V245H212ZM233 244V245H232ZM240 246H239V245ZM95 245V246H94ZM107 245H109V246H107ZM113 245H114V247H113ZM237 245V246H236ZM78 246V247H79ZM107 246V247H106ZM120 246V247H119ZM233 246H236L235 247V251H237L236 249H240L239 251H237L238 253H235V252H231V251H233V249H234V247ZM238 246H239V248H238ZM109 247V248H108ZM201 247V248H200ZM218 247H219V249H218ZM233 247V249H231ZM105 248V249H104ZM121 248H122V250H121ZM246 248V247H245ZM75 249V250H74ZM78 251H77V250ZM88 249V250H87ZM110 249V250H109ZM200 249H203V250H200ZM225 249V250H224ZM229 249H231L230 250V252H229ZM118 250V251H117ZM195 250V251H194ZM209 250V251H208ZM72 251V252H73ZM95 251V252H94ZM125 252V254H124V252ZM215 251V252H214ZM216 251H218V252H216ZM219 251H221L220 253H221V256L219 255L220 253H219ZM240 251V252H241ZM82 252V253H83ZM110 252V253H109ZM164 252V253H163ZM78 253V254H79ZM114 253H116V254H114ZM179 253V254H178ZM213 253V254H212ZM215 253V254H214ZM89 255V258H88V255ZM107 254V255H106ZM110 254V255H109ZM119 256H118V255ZM122 254V255H121ZM175 254H176V256H175ZM203 254V255H202ZM219 255V257H218V255ZM244 254V255H243ZM80 255V254H79ZM79 255H77V256H79ZM106 255V256H105ZM124 255H126V256H124ZM223 255V256H222ZM225 255V256H224ZM235 255H237V256H235ZM241 255H243V257L241 256ZM112 256V257H111ZM123 256V257H122ZM199 256V257H198ZM233 256V257H232ZM76 257V256H75ZM74 257V258H75ZM107 257V258H106ZM127 257V258H126ZM202 257V258H201ZM220 257H222V259L220 258ZM226 257V258H225ZM252 257H254V254L252 255ZM251 257V258H252ZM73 258V259H74ZM76 258H78V257H76ZM76 258H75V260H76ZM124 258V260H122ZM232 258V259H231ZM255 260H256V262H257V260L258 259H256V255H255ZM88 259V260H87ZM130 259V260H129ZM198 259V260H197ZM240 259V260H239ZM78 260V259H77ZM77 260H76V262H77ZM128 260L130 261V262H128ZM176 260V261H175ZM252 260V261H251ZM92 263H91V262ZM109 261V262H108ZM234 261V262H233ZM250 262H253L254 260H253V258L252 259H250L249 260ZM249 261H247V263H249ZM259 261V260H258ZM79 262H80V260H79ZM126 262V263H125ZM223 262V263H222ZM231 262V263H230ZM227 263V264H228ZM79 264V263H78ZM81 264V263H80ZM241 264H244V261H242V263ZM245 264H246V262H245ZM253 264H256V263H253ZM257 264H260L259 262H257Z\"/></svg>",
    "mask_w": 264,
    "mask_h": 264
}]
</instances>
